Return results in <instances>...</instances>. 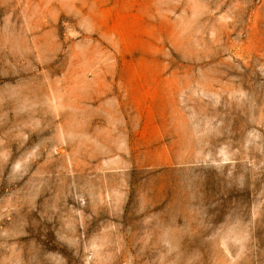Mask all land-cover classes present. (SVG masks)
<instances>
[{
    "label": "rangeland",
    "instance_id": "1",
    "mask_svg": "<svg viewBox=\"0 0 264 264\" xmlns=\"http://www.w3.org/2000/svg\"><path fill=\"white\" fill-rule=\"evenodd\" d=\"M0 264H264V0H0Z\"/></svg>",
    "mask_w": 264,
    "mask_h": 264
}]
</instances>
